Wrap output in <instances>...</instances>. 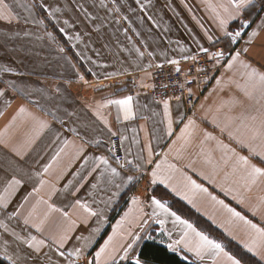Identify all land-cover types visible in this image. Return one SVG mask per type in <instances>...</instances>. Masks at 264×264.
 I'll return each mask as SVG.
<instances>
[{"label": "crops", "instance_id": "obj_1", "mask_svg": "<svg viewBox=\"0 0 264 264\" xmlns=\"http://www.w3.org/2000/svg\"><path fill=\"white\" fill-rule=\"evenodd\" d=\"M5 3L8 9H0L7 17L0 19V260L12 264L8 257L19 255L27 264L86 258L95 264L96 252L111 237L108 253L115 250L116 264H133L137 257L160 264L141 256L144 246L186 264H230L211 250L201 259L183 244L176 252L169 249L185 231L174 222L170 213L175 212L230 255L264 264L244 246L264 242L251 226L264 229V176H250L239 160L243 156L264 167L250 151L264 149V140L252 139V129L264 119V95L259 86H250V69L244 67L264 62V6L254 0V8L236 17L229 0ZM242 19L249 21L247 28L239 27ZM236 30L241 36L232 41L226 33ZM253 31L257 35L251 36ZM215 46L230 56L195 110L174 100L167 101L166 113L165 101L149 94L153 67L186 61ZM236 52L241 55L232 61ZM127 96L133 97L132 115L125 119L123 108L107 101ZM189 119L195 123L185 130ZM113 133L121 139L123 164L108 148ZM142 180L149 182L148 192L135 188ZM153 197L169 212L156 208ZM33 236L45 242L40 252L28 248ZM61 237H67L63 248ZM186 239L198 238L189 231ZM129 244L128 258L121 259Z\"/></svg>", "mask_w": 264, "mask_h": 264}, {"label": "snow or ice", "instance_id": "obj_2", "mask_svg": "<svg viewBox=\"0 0 264 264\" xmlns=\"http://www.w3.org/2000/svg\"><path fill=\"white\" fill-rule=\"evenodd\" d=\"M230 4L236 9V13L235 16L238 17L241 15V10H245V9H249L250 7L254 8L256 6V4L254 3V0H229ZM257 2H259L262 6H264V0H257ZM0 9L3 10H7L8 9V5L5 3V0H0ZM56 11H60V9H56ZM116 11H119V9H117ZM225 11H227V9H225ZM49 15H51V13H49ZM235 17H233L232 15L229 16V19H233ZM0 19H7V17L4 15L3 11H0ZM65 23L67 24V21H65ZM221 25H226L227 21L221 19L220 21ZM249 26V21L247 20H240V24L239 27L241 29L243 28H247ZM61 32L64 31V29H60ZM49 35H51V33H49ZM226 35L231 37L232 41H235L238 37L241 36V32L239 30H236L234 32H228L226 33ZM257 35V33L255 31H253L251 33V36H255ZM79 38V37H77ZM203 51L207 52V49H202ZM61 51H63V49H61ZM243 52L245 55L248 54V49L245 48L243 49ZM140 55L142 56L143 53H140ZM149 55H151V53H149ZM224 53L221 52H217L214 54V56L217 57H223ZM241 53L240 52H236V54L234 56H232V61H236L237 59H239ZM193 60H195L196 58L193 56L192 57ZM172 64H178V61L176 60H172L171 61ZM232 66L231 63H229L228 67L230 68ZM244 67L246 69H250V71H248L247 76H248V80L250 83V86L255 90L257 88V86H259V90L261 91L262 95H264V62H261L258 64L257 67H252L250 64L245 63ZM177 71H179V69H177ZM81 79H83V77H81ZM145 87H148V85H144ZM166 87V86H165ZM182 87V86H181ZM190 91V90H189ZM0 95H3V93H0ZM246 95H250V93H246ZM177 100L180 99V97H176ZM132 100L133 97L132 96H127L124 99H118V100H109L107 101V104H116L119 105L123 108L124 110V118L128 119L131 115H132ZM107 104L102 105V107H106ZM165 105V111L167 113V109H168V102L165 101L164 102ZM20 112H24V109L21 108ZM253 120H255V117H252ZM195 122L191 119H189L188 124L185 126V130L193 125ZM42 126H47L46 124H44V122H41ZM169 129H171V120L169 121ZM183 131V130H182ZM252 139L255 140L258 137L261 138L262 140H264V119H262L259 122V126L256 128L252 129ZM113 135H115V133H113ZM206 137H209L208 133H205ZM229 136H232V133H229ZM223 148L227 149L228 151H234L232 149H228L227 145H222ZM250 151L252 152V154L254 156H260V163L264 164V149H262L260 152H257L254 148H250ZM102 163L104 164H108V160L105 157H99L98 158ZM239 160L243 162L244 165H246L250 171H249V175L252 177L255 176H264V167H258L255 164H251L250 161L241 156L239 157ZM117 163H119V161L117 160ZM50 167L46 166L45 167V171H47V168ZM123 167V165H122ZM160 165L157 164L156 168L159 169ZM113 174H118L116 173V169L113 168L112 169ZM152 177H153V182H155V179L157 177V172L154 170L152 172ZM16 183H19V181H15ZM43 183V181H42ZM192 184L195 188L201 190V191H207V189L201 188L200 185L196 184L195 181H192ZM213 200H215V197H212ZM134 203L136 202L135 200L133 201ZM152 203L156 206V208H159L161 210H163L165 213L169 212V209L167 208V206L161 202V200L156 199L155 197L152 198ZM219 203L223 204V201H219ZM225 208L228 209V211L230 213H232L234 216L240 218V219H244L239 212H236L234 209L232 208H228L227 205H224ZM174 218L175 221L174 222H178L179 224L183 225L185 228V231L183 233V237L180 240H176L173 243L168 245V248L171 249L173 252L178 251V245L183 244L184 250L186 252H193L197 257L203 259V254L205 253V251L211 250L213 251L216 255H220L221 253L227 257V260L230 262V264H247V262L244 260L243 256L241 257H237L236 255H230L228 252H225L224 250V246L217 242L216 240L210 239L207 235H205L203 232L201 231H197V229L193 226V224L189 223L188 220L185 219H181V217L179 215H177L175 212H171L170 213ZM94 215V213H93ZM161 224L163 223V221H159ZM246 223H249L248 221H245ZM25 223H27V221H25ZM252 228H254L256 230V232L261 236L264 237V229H260L257 228L255 224L251 225ZM189 231L191 233L195 234V237H197L198 239L193 242L191 240H187L186 238L189 235ZM17 239H19V237H17ZM67 237H61L59 240V246L60 248L64 247V242L66 241ZM112 238L109 237L108 241L105 242L104 246L100 248V250L98 252H96L95 254V264H100L101 261V257L104 256L106 253H108V248H109V244L111 243ZM28 244V248L29 249H33L36 252H40L41 250V246L44 245V241L43 240H36V237H32L31 241H27L26 242ZM246 248H248L249 251H254L257 255L260 256V258L262 260H264V242H260L258 243L256 240H253L250 244H245L244 245ZM132 248V245L129 244L126 248L123 249L124 255L123 257H121V259H127L128 258V250ZM75 255L79 256L80 250L77 249L74 253ZM59 255L61 257L64 256V252L61 251L59 253ZM69 255H73V253H69ZM116 255L117 253L115 252V250H113L112 253H108L107 256V260L105 261V264H116ZM9 260L12 261V264H27V260L22 257L17 255L15 259H13L12 257H8ZM185 260L188 259L187 256L184 257ZM87 264H93V261H88ZM133 264H144L143 260L140 257H137L134 259Z\"/></svg>", "mask_w": 264, "mask_h": 264}, {"label": "built area", "instance_id": "obj_3", "mask_svg": "<svg viewBox=\"0 0 264 264\" xmlns=\"http://www.w3.org/2000/svg\"><path fill=\"white\" fill-rule=\"evenodd\" d=\"M221 51L224 53L223 57L214 56L215 53ZM229 56L222 46H215L207 49V52L203 50L196 52L195 60L192 56L178 64L155 65L151 72L149 94L161 101H174L177 100L176 97H180L179 100L186 105L188 111L193 112ZM108 148L115 161L118 160V164H123L124 155L119 136L114 135L109 139ZM135 188L148 192L149 182L142 180L136 184ZM88 261L87 258L80 259L72 264H87Z\"/></svg>", "mask_w": 264, "mask_h": 264}, {"label": "trees", "instance_id": "obj_4", "mask_svg": "<svg viewBox=\"0 0 264 264\" xmlns=\"http://www.w3.org/2000/svg\"><path fill=\"white\" fill-rule=\"evenodd\" d=\"M141 256L145 259L160 263V264H186L181 261L176 260L173 256L166 254L163 250L154 248L153 246H144L141 250ZM0 264H6L0 260Z\"/></svg>", "mask_w": 264, "mask_h": 264}]
</instances>
